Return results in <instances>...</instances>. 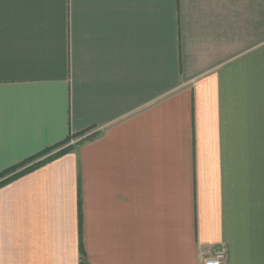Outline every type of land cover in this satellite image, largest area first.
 Instances as JSON below:
<instances>
[{
    "label": "crops",
    "instance_id": "crops-1",
    "mask_svg": "<svg viewBox=\"0 0 264 264\" xmlns=\"http://www.w3.org/2000/svg\"><path fill=\"white\" fill-rule=\"evenodd\" d=\"M68 137L0 264H264V0H0V174Z\"/></svg>",
    "mask_w": 264,
    "mask_h": 264
},
{
    "label": "trees",
    "instance_id": "trees-1",
    "mask_svg": "<svg viewBox=\"0 0 264 264\" xmlns=\"http://www.w3.org/2000/svg\"><path fill=\"white\" fill-rule=\"evenodd\" d=\"M72 139V137H68L66 140H64L63 142H60L58 144H55L54 146H51L49 148H46L45 150L31 156L30 158L20 162L19 164L12 166L11 168H8L7 170H5L2 174H0L1 177H5L2 181H0V185L5 184L10 182L11 180L15 179L16 177L20 176L21 174L36 168L40 165H42L43 163H46L48 161H51L53 159H55L58 156L63 155L64 153H66L67 151H69L72 146H66L62 149H60L59 151L53 152L55 149L62 147L63 145L67 144L68 142H70V140ZM53 152V153H52ZM49 155L47 157H45L44 159L37 161L35 163H33L31 166L27 167L26 169L20 171V172H16L20 167H22L23 165H26L27 163H29L30 161H35L37 158H40L46 154ZM80 253H81V260H80V264H88L85 255H84V250H83V244L82 242H80Z\"/></svg>",
    "mask_w": 264,
    "mask_h": 264
},
{
    "label": "built area",
    "instance_id": "built-area-1",
    "mask_svg": "<svg viewBox=\"0 0 264 264\" xmlns=\"http://www.w3.org/2000/svg\"><path fill=\"white\" fill-rule=\"evenodd\" d=\"M226 257L224 251H217L213 257H204V264H220L221 260Z\"/></svg>",
    "mask_w": 264,
    "mask_h": 264
}]
</instances>
